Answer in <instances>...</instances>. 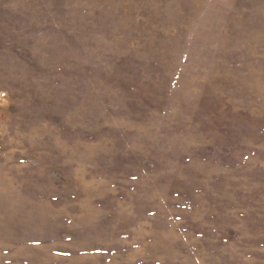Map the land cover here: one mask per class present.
Returning a JSON list of instances; mask_svg holds the SVG:
<instances>
[{"label": "rangeland", "instance_id": "374dc122", "mask_svg": "<svg viewBox=\"0 0 264 264\" xmlns=\"http://www.w3.org/2000/svg\"><path fill=\"white\" fill-rule=\"evenodd\" d=\"M0 264H264V0H0Z\"/></svg>", "mask_w": 264, "mask_h": 264}]
</instances>
